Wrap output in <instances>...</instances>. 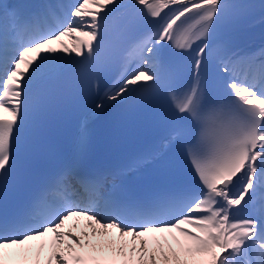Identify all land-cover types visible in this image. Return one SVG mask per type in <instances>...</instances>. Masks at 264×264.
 I'll list each match as a JSON object with an SVG mask.
<instances>
[{
	"label": "snow or ice",
	"instance_id": "1",
	"mask_svg": "<svg viewBox=\"0 0 264 264\" xmlns=\"http://www.w3.org/2000/svg\"><path fill=\"white\" fill-rule=\"evenodd\" d=\"M123 7L158 22L130 46L134 66L95 107L134 92L165 94L183 122L170 140L182 142L193 184L147 204H121L93 198L91 182L77 177L89 196L75 199L67 167L18 220L0 225V264H264V63L220 57L224 95L208 96L201 87L213 24L236 7L225 0H75L45 5L30 18L0 3V19L13 20L11 32L0 24V184L13 166L29 89L70 59L95 60ZM169 43L195 52L194 79L185 89L159 70Z\"/></svg>",
	"mask_w": 264,
	"mask_h": 264
},
{
	"label": "bare ground",
	"instance_id": "2",
	"mask_svg": "<svg viewBox=\"0 0 264 264\" xmlns=\"http://www.w3.org/2000/svg\"><path fill=\"white\" fill-rule=\"evenodd\" d=\"M121 2L124 4V5H128V4H131V1L129 0H121ZM67 42L68 43H70V41H68V39H67ZM64 54L66 55V56H68V54H66V53H62L61 55H63L64 56ZM126 61H128V60H126ZM126 64V63H125ZM125 72V70H123V72H122V74Z\"/></svg>",
	"mask_w": 264,
	"mask_h": 264
}]
</instances>
